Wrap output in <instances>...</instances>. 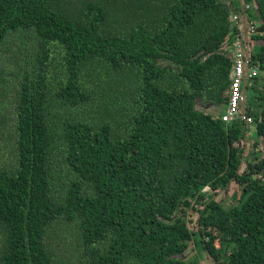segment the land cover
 I'll list each match as a JSON object with an SVG mask.
<instances>
[{
    "label": "trees",
    "instance_id": "obj_1",
    "mask_svg": "<svg viewBox=\"0 0 264 264\" xmlns=\"http://www.w3.org/2000/svg\"><path fill=\"white\" fill-rule=\"evenodd\" d=\"M252 1L250 146L241 119L194 106L227 102L241 0H0V264H197L191 243L214 264H264Z\"/></svg>",
    "mask_w": 264,
    "mask_h": 264
},
{
    "label": "built area",
    "instance_id": "obj_2",
    "mask_svg": "<svg viewBox=\"0 0 264 264\" xmlns=\"http://www.w3.org/2000/svg\"><path fill=\"white\" fill-rule=\"evenodd\" d=\"M239 12L230 18L231 27L238 29V34L231 40V57L233 65L229 75L230 86L227 91L225 112L220 116L225 123L241 119L250 125L252 119L245 113V88L258 74V68L251 62L252 52L250 41L255 45L253 37L257 35L258 24L249 19L247 12L255 6L245 0L240 2ZM248 142V141H246Z\"/></svg>",
    "mask_w": 264,
    "mask_h": 264
},
{
    "label": "rangeland",
    "instance_id": "obj_3",
    "mask_svg": "<svg viewBox=\"0 0 264 264\" xmlns=\"http://www.w3.org/2000/svg\"><path fill=\"white\" fill-rule=\"evenodd\" d=\"M247 1L249 2V4H251V5L253 4L252 0H247ZM228 37H230V36H228ZM250 48H251V52H253V48L255 50V45H253L251 41H250ZM247 95H248V93L246 91V97H247ZM194 106L197 110H200V111L207 113V114H211L214 117H219L223 114V112H225V105L224 104L223 105L222 104L214 105L211 102L196 100ZM247 129H248L247 139H249L248 144L251 146L252 141L257 140V137L255 134L254 127L248 125ZM259 151L260 152L262 151V144H260ZM241 193H242L241 190L236 188L235 185L232 184V185H230L228 191L224 195H222V191H220L219 194L217 195V197H215V198H218V196H219V201L221 203H223L226 207H228L231 204H233V202L241 196ZM210 194H212V193L210 192ZM220 195H222V196L220 197ZM195 216H196V214L194 212H191L188 216V219H187V226L189 227V229L191 231L195 230V224H194V217ZM185 257L188 260L196 261L197 264H214L213 260H211L209 258L207 253L200 250L198 248V246L195 245L194 243H191L189 249L187 250V252L185 254Z\"/></svg>",
    "mask_w": 264,
    "mask_h": 264
},
{
    "label": "bare ground",
    "instance_id": "obj_4",
    "mask_svg": "<svg viewBox=\"0 0 264 264\" xmlns=\"http://www.w3.org/2000/svg\"><path fill=\"white\" fill-rule=\"evenodd\" d=\"M221 119V118H220Z\"/></svg>",
    "mask_w": 264,
    "mask_h": 264
}]
</instances>
